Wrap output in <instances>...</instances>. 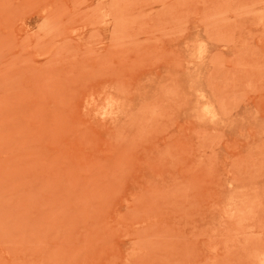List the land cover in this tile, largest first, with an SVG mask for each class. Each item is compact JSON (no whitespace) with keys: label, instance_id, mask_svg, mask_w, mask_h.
<instances>
[{"label":"rangeland","instance_id":"374dc122","mask_svg":"<svg viewBox=\"0 0 264 264\" xmlns=\"http://www.w3.org/2000/svg\"><path fill=\"white\" fill-rule=\"evenodd\" d=\"M0 264H264V0H0Z\"/></svg>","mask_w":264,"mask_h":264}]
</instances>
